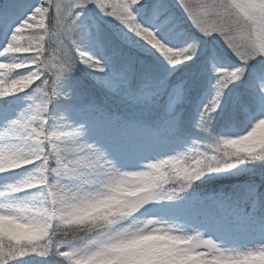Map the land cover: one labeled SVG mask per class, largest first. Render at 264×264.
<instances>
[{
  "label": "clouds",
  "instance_id": "1",
  "mask_svg": "<svg viewBox=\"0 0 264 264\" xmlns=\"http://www.w3.org/2000/svg\"><path fill=\"white\" fill-rule=\"evenodd\" d=\"M32 3L0 37V264H264V192L198 187L264 165V0ZM105 25L169 71L199 65L190 127L185 82Z\"/></svg>",
  "mask_w": 264,
  "mask_h": 264
},
{
  "label": "trees",
  "instance_id": "2",
  "mask_svg": "<svg viewBox=\"0 0 264 264\" xmlns=\"http://www.w3.org/2000/svg\"><path fill=\"white\" fill-rule=\"evenodd\" d=\"M26 2L27 0H15V3H18L21 7H23ZM105 28L114 44L123 48L124 51L129 55H133L137 57V59H144L149 65H151L153 71L166 74L167 83L169 86L178 85L181 81L185 82L183 85H181L182 88L187 90L186 103L183 106V119L186 123V126L190 127V124L187 122L190 121L195 115L196 101L204 89V80L199 65L189 62L187 66H177L176 70L174 71H161L159 67L160 63L154 58L148 56L146 53H143L136 48L130 47L129 45L123 43L113 28L109 27L108 25H105ZM2 36L3 29L0 28V37ZM74 86L83 96L85 102L93 98L97 101H100L103 97L102 89H100L93 82V80L84 73L77 74V77L74 80ZM234 91L243 95V84L236 85ZM156 115L158 114H151V118L155 119ZM253 184L258 186V191L264 192V165H249L245 167L243 171H239L238 173L228 175L226 177L214 178L202 185H199L198 187L204 191L218 190L220 188L232 190L234 186L236 188L242 189L245 185ZM234 212H239V208H234L233 213ZM242 219L249 226H256L252 223L250 217L246 218L242 215Z\"/></svg>",
  "mask_w": 264,
  "mask_h": 264
},
{
  "label": "snow or ice",
  "instance_id": "3",
  "mask_svg": "<svg viewBox=\"0 0 264 264\" xmlns=\"http://www.w3.org/2000/svg\"><path fill=\"white\" fill-rule=\"evenodd\" d=\"M35 5L32 0H27L23 7L18 3H8L6 0H0V28L3 29V36H7L11 30V26L18 22L17 18H22L33 10ZM120 39H131L134 43H139L135 38L131 37L128 33L121 31L118 33ZM255 75V74H253Z\"/></svg>",
  "mask_w": 264,
  "mask_h": 264
},
{
  "label": "rangeland",
  "instance_id": "4",
  "mask_svg": "<svg viewBox=\"0 0 264 264\" xmlns=\"http://www.w3.org/2000/svg\"><path fill=\"white\" fill-rule=\"evenodd\" d=\"M159 67H160V70H161V71H162V70H165V71L169 72V70H168V68H167L166 66L160 64ZM254 68L258 71L259 68H260V65H254ZM240 85H241V84H240ZM153 115H154V114H153ZM243 170H244V169H242V170H240V171H243ZM238 172H239V171H236V172H233V173H231V174L223 175V176H220V177H226V176H228V175H232V174H235V173H238ZM234 214L238 217V219H237V223H238L240 226L251 228V226H249L248 224H246V223L243 221V219H242V215H241L239 212H234ZM252 227H256V226H252Z\"/></svg>",
  "mask_w": 264,
  "mask_h": 264
}]
</instances>
